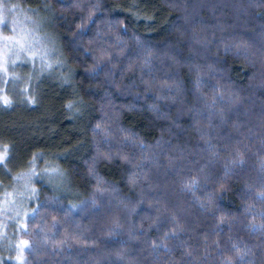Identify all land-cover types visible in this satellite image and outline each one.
Here are the masks:
<instances>
[{"label":"trees","instance_id":"trees-1","mask_svg":"<svg viewBox=\"0 0 264 264\" xmlns=\"http://www.w3.org/2000/svg\"><path fill=\"white\" fill-rule=\"evenodd\" d=\"M104 7L85 38L105 19L123 20L130 47L120 71L89 72L81 50L69 58L75 88L46 78L42 108L26 103L12 117L0 102V146L6 132L18 143L0 194H22L19 178L37 157L30 214L0 264H264V0ZM79 22L60 17L63 41ZM134 61L142 67L124 72ZM78 96L88 104L72 119L64 105ZM97 123L126 139L97 134V144Z\"/></svg>","mask_w":264,"mask_h":264},{"label":"clouds","instance_id":"clouds-1","mask_svg":"<svg viewBox=\"0 0 264 264\" xmlns=\"http://www.w3.org/2000/svg\"><path fill=\"white\" fill-rule=\"evenodd\" d=\"M105 3L106 0H0V79L10 77L14 82L31 84L34 97L38 94L37 85L50 77H55L62 87L68 85L75 88V65L69 63V58L81 54V50L91 55L93 60L89 72H95L105 63L109 65L112 74L120 71V61L130 47L120 36L121 31H128L123 20L105 19L101 22L104 27L97 24L95 36L85 38L94 17L110 11L105 9ZM111 3L119 6L124 0H111ZM135 3L136 0H132V4ZM69 16H79L80 22L68 33L71 41L65 42L62 40L63 30L59 29L58 24L60 17L67 19ZM140 18L137 14V19ZM133 38L137 44L140 43L139 36L133 34ZM109 39H114L115 42L109 43ZM69 43L70 51L66 50ZM137 67H142L140 61L124 65L123 70L126 73L134 72ZM113 87L120 91L125 85L121 80L119 83L113 82ZM87 104L83 97L78 96L64 107L69 117L75 119L83 114ZM118 131L121 133L119 136ZM97 134L117 143L126 139L122 130L114 129L108 123H97L92 129V139L98 144ZM97 154L111 162V155L101 152L99 147ZM36 158L34 156L30 161L32 176L35 175ZM0 166L8 170L6 160L0 159ZM15 179L17 177L13 176V180ZM29 179L31 180V176ZM10 185L11 181L5 187ZM25 187L33 194L37 192L31 184ZM13 191L16 189L13 188Z\"/></svg>","mask_w":264,"mask_h":264},{"label":"rangeland","instance_id":"rangeland-1","mask_svg":"<svg viewBox=\"0 0 264 264\" xmlns=\"http://www.w3.org/2000/svg\"><path fill=\"white\" fill-rule=\"evenodd\" d=\"M42 87V84L38 85V94L34 97L31 84L26 85L19 81L14 82L10 77H4L3 79H0V102L4 105L3 107L6 108V112L9 113L10 117L19 111L23 112V108L28 105L30 107L26 110L37 111L43 106L41 101L43 98ZM5 121L6 124H9L8 126L13 123L18 124V121L21 122V120ZM4 135L11 136V139L8 140V144L3 143V145L5 144V146H7L5 150L0 146V159L6 160L8 163V169H11L18 161L16 154L18 143L15 141L14 137L12 138L11 132H6ZM2 170L3 167L0 166V172H2ZM12 172L15 171L13 170ZM30 176L31 175L21 176L19 178V180L24 182L25 185L22 186V194L17 195V198H10L8 195L3 196V194H0V256H2V251L4 249L12 250V244L17 239V236H19L18 229L21 232L23 221L25 219L27 220L30 214L27 198L32 192L26 190L25 186L29 184L34 186L31 180L36 177V175L31 176V180L29 179ZM3 186H6V182H4Z\"/></svg>","mask_w":264,"mask_h":264}]
</instances>
